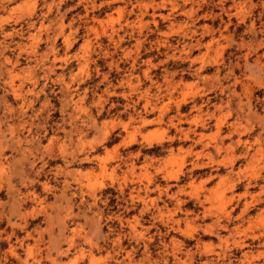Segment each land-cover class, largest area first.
I'll use <instances>...</instances> for the list:
<instances>
[{"label": "rangeland", "instance_id": "rangeland-1", "mask_svg": "<svg viewBox=\"0 0 264 264\" xmlns=\"http://www.w3.org/2000/svg\"><path fill=\"white\" fill-rule=\"evenodd\" d=\"M261 101L264 0H0V264H264Z\"/></svg>", "mask_w": 264, "mask_h": 264}, {"label": "clouds", "instance_id": "clouds-1", "mask_svg": "<svg viewBox=\"0 0 264 264\" xmlns=\"http://www.w3.org/2000/svg\"><path fill=\"white\" fill-rule=\"evenodd\" d=\"M121 2H124V0H121ZM129 3H131V0H128ZM101 51H103V49H101ZM110 54L107 52H104V56L107 57ZM113 67H119L118 64H115ZM92 76L89 73H85L83 76L80 77L79 81H76V87L73 88V93L72 94H76L79 93V91H77V89L80 90V86L85 84L87 81L91 80ZM132 79H134V77H131L130 80L132 81ZM108 80V76H104L103 80L101 81V83H104L105 81ZM71 86V84H70ZM109 88H111V85H109ZM87 91L88 89L85 88V95L80 96V100H85L87 97ZM116 93L115 91H105L103 95H101L98 100H97V104L94 106H99L101 108V112L98 114L100 116H103V104L107 103V101L104 100V96L107 97H112L115 96ZM131 95H127L126 99H129ZM103 102V103H102ZM261 107H264V101H261ZM113 108L116 107L115 104L112 105ZM88 113H89V109H88ZM87 116V114H85ZM9 117H11V115H9ZM80 119V116L74 111V114L71 118L72 120V124L74 126V129L76 128V121H78ZM95 121V120H93ZM96 122V121H95ZM129 123H131V121H129ZM122 124V122L120 123ZM149 124H153L152 120H144L141 124V127H145ZM3 128V122L0 121V129ZM2 132V131H0ZM127 132H128V128H127ZM7 135V140L9 141V144H15V139L11 134H6ZM66 135H68L69 137V141H71V137L74 135H78L77 132L73 131V132H69L66 133ZM112 139L109 140L108 138H101V139H93L89 142H87L84 147H83V151H80L79 146L76 143V148L74 150L76 155L79 156H83V159L81 161H83L84 165H88V166H94V167H90L89 170L95 172L97 175H100L101 172V165L104 166V168H106V172L108 175H111L115 178L117 184H122L124 181V174L126 172H129L132 164L128 163L127 160L124 159V157L121 155V149L122 148H128L130 147L132 144H134L136 141H128L126 146H121V145H125V141L127 139V137L123 140L120 139V131L115 132L114 134L111 135ZM170 138V137H169ZM71 146V144L69 145ZM120 146V147H118ZM99 149V151H98ZM8 149L4 146L3 142L0 141V158H4L7 159V157L4 156L5 151H7ZM137 155H139V153H137ZM33 159L35 160V156H32ZM23 159H25V157L22 156ZM44 160L43 155H41L39 157V161H36L35 163L32 164L33 168H36V164L40 163ZM16 163V162H15ZM122 164L124 165V167L122 168ZM125 168L127 169V171H125ZM43 169V167L40 169V171ZM131 178V176L129 175V179ZM105 183L107 184L108 181L105 179ZM125 195V193L123 194V196ZM122 196V197H123ZM125 203H129L128 202V194H127V200L125 201ZM131 210V209H129ZM10 238V237H9ZM19 247H25L24 244L21 242L19 244ZM14 255H17V250H14ZM17 258L20 259V257L17 255ZM256 261H264V251H261L259 253L258 256H256ZM23 264H28V258H25L23 260Z\"/></svg>", "mask_w": 264, "mask_h": 264}]
</instances>
